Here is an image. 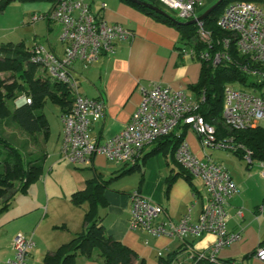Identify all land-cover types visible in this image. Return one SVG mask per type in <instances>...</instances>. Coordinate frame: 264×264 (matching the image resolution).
<instances>
[{
	"label": "crops",
	"instance_id": "crops-1",
	"mask_svg": "<svg viewBox=\"0 0 264 264\" xmlns=\"http://www.w3.org/2000/svg\"><path fill=\"white\" fill-rule=\"evenodd\" d=\"M83 1L89 4L93 14L103 16L109 23L121 24L134 33L132 39L118 42L113 53L98 61L88 64L77 60L72 65L71 73L78 82L80 94L102 99L106 104L104 117L91 125L94 138L105 141L120 132L141 104L142 87L150 88L155 82L173 90H183L197 99L192 85L200 80L202 64L190 49H179L181 34L174 26L156 20L124 0ZM9 5L16 9L8 11L6 8L0 16V45L24 42L28 47L41 45L59 56L64 54L62 26L48 16L53 6L51 1H13ZM48 122L49 136L42 143L48 154L43 175L26 194H16L12 205L0 213L6 212L0 218V264H8L15 257L13 242L18 233L32 237L35 242L30 263L44 264L47 254L81 232L85 228L88 204L75 205L71 197L76 191L84 190L87 180L97 175L110 180L105 191L108 206L100 209L107 233L132 248L140 259H145V264H158L161 255L176 251L182 250L179 256L189 258L192 250L210 251L213 248L217 241L213 233L180 238L153 236L130 227V195L135 190L163 206L160 220L178 222L189 213L194 222L198 221L209 197L208 189L201 179L202 185H198L195 178L192 185L178 174L182 166L170 153L153 155L141 170L125 175L118 174L124 163L110 161L102 154L95 155L89 164L71 163L61 154L64 133L61 110L56 126L49 119ZM185 140L201 160H212H206L205 148L192 128ZM157 143L146 145L142 156ZM151 145L154 146L148 150ZM212 161L224 165L237 185L238 192L228 199L227 230L241 235L220 249L217 259H235L238 264H264L252 255L264 245V160H259L255 167L254 159L251 163L247 160L249 167H245L229 155L224 160ZM240 210L242 215H238ZM77 264L101 262L81 257Z\"/></svg>",
	"mask_w": 264,
	"mask_h": 264
},
{
	"label": "built area",
	"instance_id": "built-area-1",
	"mask_svg": "<svg viewBox=\"0 0 264 264\" xmlns=\"http://www.w3.org/2000/svg\"><path fill=\"white\" fill-rule=\"evenodd\" d=\"M156 1L176 11L180 18L188 21L197 19L198 41L205 44L206 48L199 51L191 48L190 53L194 57L208 60L214 66L234 61L230 53V37L215 39L205 28L204 21L198 19V12L206 0ZM51 2L53 6L48 16L62 26L61 41L66 45L65 52L59 56L41 45L33 46L30 61L42 66L52 79L68 84L74 91L72 111L61 114L64 124L61 154L65 159L75 164H89L95 155L102 154L110 161L131 166L140 161L146 145L168 135L180 124H189L200 136L204 148L232 147L231 140H217L214 127L198 113L200 99H194L183 90H173L159 82L153 83L150 88L142 87L141 104L120 132L105 141L94 138L91 125L104 117L106 104L102 99L80 94L78 82L71 73L72 65L77 60L88 64L98 61L102 56L113 53L118 42L132 39L134 33L121 24L109 23L103 16L93 14L89 4L83 0ZM262 3L264 0L230 3L218 19L220 29L236 40L238 50L247 58L246 63L239 64V67L246 76L245 86L251 88L252 92L234 87L233 84L224 88V120L228 126L236 129L264 125ZM31 102V98L21 97L16 104ZM175 157L194 178L201 179L208 189L209 197L198 221L194 222L189 213L178 222L160 220L163 206L135 190L130 195V227L142 229L153 236L180 238L213 233L217 241L208 254L210 260L216 261L220 249L241 237L240 233L227 230L228 199L238 192L237 185L224 165L212 160H201L192 152L186 140L177 148ZM245 157L251 163L252 151L247 149ZM238 215H242L241 210ZM34 246L32 237L18 233L13 242L15 257L8 264H31L29 259ZM203 256L204 253L200 254V257ZM255 256L264 262V245L257 248Z\"/></svg>",
	"mask_w": 264,
	"mask_h": 264
},
{
	"label": "trees",
	"instance_id": "trees-1",
	"mask_svg": "<svg viewBox=\"0 0 264 264\" xmlns=\"http://www.w3.org/2000/svg\"><path fill=\"white\" fill-rule=\"evenodd\" d=\"M13 1L43 0H0V15ZM124 1L158 21L174 26L181 34L179 49L194 47L199 51L206 48L205 44L198 41L197 23L181 21L178 17L169 14L167 10L165 11L170 16L158 13L142 4L140 2L142 0ZM237 1L255 2L257 0H222L203 20L205 28L215 39L230 37V53L234 61L214 66L208 60L197 58L202 64V71L199 82L192 85V89L196 92L197 99H200L198 113L214 127L217 140H231L232 147L229 149L242 158H246V150L249 149L252 151V160H264V126L236 129L228 126L223 116L225 86L234 84L236 81L245 85L246 80V76L239 67V64L246 63V56L238 50L236 40L218 26V19L226 7ZM151 2L159 6L156 0ZM31 54L32 47H28L24 42H6L0 45V125L16 124L29 134L34 143H38L40 139L37 136L45 138L44 141L49 136V122L43 111L45 104L51 101L60 107L61 114L70 113L74 107L75 94L68 84L41 73L40 65L30 61ZM21 97L31 98L32 102L17 105L16 101ZM189 129H191L189 124L178 125L171 133L156 141L157 145L141 157V163L125 165L118 174L125 175L141 170L149 157L159 153H170L172 157H175L176 150L185 140ZM176 130L179 131L176 132ZM8 140L0 133V143H5V147L8 148L6 156L0 160V213L12 205L16 194H26L30 186L41 178L48 155L42 145L33 155L32 151L23 153L20 150L22 147L25 148V145L19 149L11 144V140V142ZM178 174L184 176L193 185L194 177L183 166ZM109 183L110 180L97 175L87 180L84 190L73 193L71 200L75 205L88 204L84 217L85 228L70 241L47 254L44 264H77L81 257L99 260L101 264H145V259H140L132 248L107 233L100 209L108 206L105 191ZM181 252L182 250L167 256L161 255L158 264H238L235 259L218 258L212 261L208 251L192 250L189 252V258L180 257ZM255 252L252 253L253 256ZM202 253L205 256L200 257Z\"/></svg>",
	"mask_w": 264,
	"mask_h": 264
},
{
	"label": "rangeland",
	"instance_id": "rangeland-1",
	"mask_svg": "<svg viewBox=\"0 0 264 264\" xmlns=\"http://www.w3.org/2000/svg\"><path fill=\"white\" fill-rule=\"evenodd\" d=\"M43 1H49V0H43ZM144 1L150 2L151 0H144ZM218 1L219 0H206L202 9L199 10L198 15L199 14L201 15V13L203 14L207 9L212 7ZM30 2H42V1H30ZM20 3H22V2L20 1ZM23 3H25V2H23ZM157 4L159 5L158 7L161 6L162 9L167 10L169 14L178 16L176 11L171 10V9H167L162 3H157ZM262 6L264 7V3H262ZM7 9H8V11H13L14 9H16V6L9 5L7 7ZM179 19L181 21H188V20H186L184 18H180V17H179ZM7 21H8V18H7V20L6 19L4 20V23H6ZM55 26H56V30H58L59 29L58 23H56ZM45 40H46V38H44V41ZM47 47H48V45H47ZM40 72L45 74V75H48L46 72H44V68L42 66H40ZM233 86L237 87V88L244 89L248 92H252L251 88H249V87L247 88L244 85V83H242L240 81H236L233 84ZM59 109H60V107L51 101H48L43 108V111L47 115L49 121H51V122L53 121L55 126H56L55 122L59 121ZM0 133H2L7 140L10 139L12 141L11 144L18 147L19 149L21 146L25 145V148L22 147L20 149L23 153H26V151L27 152L32 151L33 155H35V153L38 152L39 146L41 147V145H42V148L44 147V145L42 144L43 143V137L42 136H37V137H39L40 140H38V143H34L33 140L30 138L28 133H26L25 131L20 129V127H18V125L13 124V123L10 125H6V124L0 125ZM10 140H8V141H10ZM51 142L53 144L54 141L52 140ZM5 145L6 144L3 142L0 143V160L6 156L8 148L5 147ZM153 146L154 145H151L148 150H150ZM205 155H206L205 156L206 160L211 158L212 160H216V161L224 160L226 155H229V156H232L236 161H241L245 165V167L248 166V161L246 158L242 159V157H240L233 150L228 149V148L206 147L205 148ZM258 162H259L258 159H254V165L253 166L255 167V165H257ZM135 175H138V174L136 173ZM127 177H129V176H127ZM195 182L198 185H202L201 180L198 178H195ZM0 207H1V201H0ZM5 213L6 212L2 213L0 215V218L4 217ZM1 222H2V219H0V225H1ZM40 264H43V263L41 262Z\"/></svg>",
	"mask_w": 264,
	"mask_h": 264
},
{
	"label": "water",
	"instance_id": "water-1",
	"mask_svg": "<svg viewBox=\"0 0 264 264\" xmlns=\"http://www.w3.org/2000/svg\"><path fill=\"white\" fill-rule=\"evenodd\" d=\"M137 1V0H136ZM140 1V0H138ZM222 0H219L216 4H214L212 7H210L209 9H207L202 15H200L198 17L199 20H204V18L221 2ZM142 4L146 5L147 7L155 10L158 13L170 16L165 10H163L162 8L158 7L157 5L151 3V2H147V1H140ZM197 19H193V20H189L188 23H196Z\"/></svg>",
	"mask_w": 264,
	"mask_h": 264
}]
</instances>
